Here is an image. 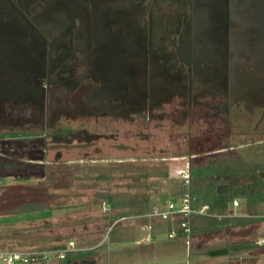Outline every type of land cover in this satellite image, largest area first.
<instances>
[{
    "label": "flooded vegetation",
    "instance_id": "1",
    "mask_svg": "<svg viewBox=\"0 0 264 264\" xmlns=\"http://www.w3.org/2000/svg\"><path fill=\"white\" fill-rule=\"evenodd\" d=\"M27 138L54 168L263 145L264 0H0V154Z\"/></svg>",
    "mask_w": 264,
    "mask_h": 264
},
{
    "label": "trees",
    "instance_id": "2",
    "mask_svg": "<svg viewBox=\"0 0 264 264\" xmlns=\"http://www.w3.org/2000/svg\"><path fill=\"white\" fill-rule=\"evenodd\" d=\"M29 139H26L25 153L21 156L16 154L20 163L8 162L11 167L7 169L8 171L3 167L6 165L4 163L0 168V178L3 179L14 171L15 173L16 171L24 172L26 176L35 175L34 177H38L40 192L38 196L25 195L21 203L10 207L7 210L8 213L3 214L5 215L3 220L0 218V250L41 252L65 249L67 243L72 241L76 253L68 251L65 257L59 261H63L64 264H99L102 258L100 254L105 256L107 247L111 242L134 240V228L123 226L116 232L114 228L119 223L116 222L113 225V222L122 217L149 212V208H145L147 203L142 202L145 199L147 201L146 194L143 196L136 195L135 198L143 199L139 206L138 204L135 205V198L132 200L127 197L126 199V196L121 197L119 193L111 195L105 190L112 180L110 175L113 171L115 169L121 170L123 166H131L130 162H127L128 164L105 163V165H92L86 162L83 164L72 163L65 167L54 168L42 162L40 145L33 139ZM17 144H19L18 141ZM35 157L41 158L35 162L32 160ZM4 184L5 182L2 180L0 194ZM27 197L38 199L36 202H30V200L24 202ZM109 198L112 199L106 200ZM102 202H107L110 205L108 224L96 225L93 230H88L83 223L82 225L80 223L78 225L73 224L74 226L71 228L57 225L60 219L58 218V220L56 215L69 212V218L75 220L79 216L75 212L76 209H82L85 207V203L100 205ZM141 206L145 207L142 208ZM111 223L112 225L109 227ZM189 225L191 230L190 220ZM124 227L127 228L123 230ZM129 228L132 231L128 230ZM67 232L71 233L69 237L55 238L57 235ZM183 233L186 236V233ZM106 235L107 240H103ZM190 247H192L191 244ZM207 251L205 250V253Z\"/></svg>",
    "mask_w": 264,
    "mask_h": 264
},
{
    "label": "crops",
    "instance_id": "3",
    "mask_svg": "<svg viewBox=\"0 0 264 264\" xmlns=\"http://www.w3.org/2000/svg\"><path fill=\"white\" fill-rule=\"evenodd\" d=\"M219 146L209 157L200 154L191 158V204L196 209L206 206V210L190 217L189 244L194 245L190 249L197 259L207 260V264H264V159L242 157L236 148ZM176 182V193L164 204H155L149 210L164 208L168 201L179 203L185 188L178 179ZM219 184L227 185L225 192L216 191ZM182 220L181 215L171 220H153L150 238L155 239L154 235L158 237L162 232L155 224L159 221L166 226L164 231H176L177 242H186L180 227ZM130 226L139 236L145 229L142 223ZM216 249H227V252L209 255V251Z\"/></svg>",
    "mask_w": 264,
    "mask_h": 264
},
{
    "label": "rangeland",
    "instance_id": "4",
    "mask_svg": "<svg viewBox=\"0 0 264 264\" xmlns=\"http://www.w3.org/2000/svg\"><path fill=\"white\" fill-rule=\"evenodd\" d=\"M246 129H250L251 124L247 123ZM33 135V132H29ZM238 139L234 138L233 145H235L236 152L240 153L242 157H256L258 160L262 161L264 159V144H250L237 146ZM231 144V143H230ZM226 146V144H223ZM220 144V147H223ZM197 147V146H196ZM192 147L196 149V153L199 152V148ZM209 150H214L218 148L217 146H208L205 147ZM192 152V151H191ZM41 154V153H40ZM256 154V156H255ZM210 153L206 154L209 157ZM177 156H187L185 150H181L179 152H175L171 150L168 154L159 155L158 153L154 154L152 160H139V161H131V166H123L121 170L115 169L113 173L110 175L112 180L110 184L105 188V190L111 194H121V197L126 196L130 199H134L137 196H143L146 194V199L142 202L147 203V207L141 206L142 208H151L153 205L164 204L167 199L171 198L177 187V179L173 177V170L175 167L180 165L181 160L175 159ZM19 158V157H18ZM41 157H35L32 160L36 162ZM142 158V156H141ZM13 159V160H11ZM100 156H91L89 158H85V162L88 164L94 165H105V163H119L115 161H105ZM255 159V158H253ZM17 162V157L14 158H6L3 154H0V168L3 166L6 171L11 168L8 162ZM85 162H81L83 164ZM128 164V163H127ZM210 171V167L207 168ZM1 171V170H0ZM14 171V173L8 174L7 177H4L2 180L5 182L3 187L1 188L0 194V218L3 220V214L8 213L7 210L12 206H17L21 203L25 195L30 196H38L40 192V185L38 183V177H34L35 175H25L24 172ZM207 174H210L207 173ZM176 179V180H175ZM40 198V196H39ZM38 198H30L27 197L24 199V202L30 200V202H36ZM112 198L106 199L111 200ZM142 198H135V205L142 203ZM84 202V200L82 199ZM114 201V200H112ZM146 201V202H145ZM107 203V202H106ZM85 207L82 209H76L75 212L78 213V217L74 219H70V215L67 213H61L56 215L58 221V226H65L66 228H71L74 226L73 224H81L85 225L88 230H93L94 227L99 226L100 224H108L109 223V213H110V205L107 203V206H102V204H94V203H85ZM159 208V207H158ZM153 209V208H152ZM151 209V210H152ZM69 211V210H68ZM139 219L132 218V216H126L124 219L113 222L119 223L114 230L117 232L118 229H121L123 226H129L134 223H142L143 225H147V218L144 216L138 217ZM159 220V219H156ZM56 225V226H57ZM112 225L109 224V227ZM160 234L158 237L154 235L155 239L144 240V235L147 232H150L146 228L143 230L142 235L139 236L138 231L134 234V240L132 241H124V242H111L107 247V252L105 256L100 254L101 261L99 264H207V260L197 259L196 256L190 249V244L183 241L177 242L178 237L170 238L167 236L168 231H164L166 226L161 223H157ZM126 227V228H127ZM125 227L123 230L126 229ZM144 228V227H143ZM128 230H131L130 228ZM152 230V229H151ZM132 231V230H131ZM130 233V232H129ZM137 233V234H136ZM191 233V231H190ZM71 233H65L61 235H57L55 238H67ZM151 234V233H150ZM131 235V233H130ZM137 235V236H136ZM56 236V235H55ZM107 240V236L104 237L103 240ZM5 242V241H4ZM70 242V241H69ZM69 242L66 245V248L73 253L76 251L75 246L70 245ZM199 243H202L200 241ZM177 244V245H176ZM73 248V249H71ZM194 245L192 246V249ZM76 253V252H75ZM63 261H59L55 255L49 256L46 259L40 258L39 261L31 263V264H64ZM88 262V261H87Z\"/></svg>",
    "mask_w": 264,
    "mask_h": 264
},
{
    "label": "built area",
    "instance_id": "5",
    "mask_svg": "<svg viewBox=\"0 0 264 264\" xmlns=\"http://www.w3.org/2000/svg\"><path fill=\"white\" fill-rule=\"evenodd\" d=\"M180 159L181 163L173 170V177L178 179L184 186L185 191L183 192L182 196L179 199V203L176 204L175 202L168 201L164 208H153L149 210V212L141 215H132V218L139 219L138 217L144 216V218L148 219L147 225H144V228L151 231L153 224L152 221L159 219V220H171L176 215H181L183 220L180 222V227L186 233V242H190V225L189 220L192 214L194 213H201L206 210V206H203L200 209H196L192 207L191 204V194L189 191V186L191 182V172L189 166V160L187 158H175ZM2 185V179L0 178V186ZM236 204V201H235ZM102 206H107L105 202H102ZM124 219V217L119 218L116 220ZM107 236V235H106ZM167 236L170 238L176 237V231L171 229ZM150 232H147L144 240H149ZM70 245H74L72 241L69 242ZM73 249V248H71ZM69 249H55V250H45L41 252H23V251H4L0 250V264H31L34 262L39 261L40 258L46 259L49 256L55 255L59 259H63L65 257L66 252Z\"/></svg>",
    "mask_w": 264,
    "mask_h": 264
},
{
    "label": "water",
    "instance_id": "6",
    "mask_svg": "<svg viewBox=\"0 0 264 264\" xmlns=\"http://www.w3.org/2000/svg\"><path fill=\"white\" fill-rule=\"evenodd\" d=\"M23 100L28 101L29 97L23 98ZM226 189H227V185L226 184H219V185L216 186V191L220 192V193L225 192ZM226 252H227V249H216V250L209 251V255L221 254V253H226Z\"/></svg>",
    "mask_w": 264,
    "mask_h": 264
}]
</instances>
